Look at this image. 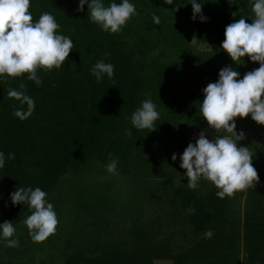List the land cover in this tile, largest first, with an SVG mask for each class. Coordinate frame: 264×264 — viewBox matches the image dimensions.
I'll return each instance as SVG.
<instances>
[{"label":"trees","instance_id":"obj_1","mask_svg":"<svg viewBox=\"0 0 264 264\" xmlns=\"http://www.w3.org/2000/svg\"><path fill=\"white\" fill-rule=\"evenodd\" d=\"M113 2L122 0H102L105 6ZM129 2L135 5V14L119 32L111 33L88 19L87 4L83 12L78 11L79 0H30L33 21L44 12L52 14L59 25L56 34L69 37L74 47L60 68L37 70L40 86L27 75L0 77V152L5 156L0 168V225L12 222L15 234L20 233L19 246L9 248L0 231V264L34 263L29 254L32 239L24 224L31 211L26 203H12L14 191L39 187L58 212L68 214L69 209L68 215L77 223L101 233L127 211L122 195L112 191L109 180H103L107 175L130 179L140 199L145 195L157 204L150 220L157 229L156 237L163 235L161 244L176 239L185 228L191 229V242L211 229L223 232V242L215 246L200 239L194 252L178 257L179 264H264V212L247 211L252 217L247 218L241 236L235 230V217L241 212L233 205V196L219 199L218 189L211 182L189 189L188 180L177 181L181 168L172 167L176 162L173 154L180 160L188 145L195 144L194 135L203 132L214 139L226 135L209 128L202 118L199 104L204 99L203 89L217 82L219 72L226 67L238 71V79H242L260 66L248 57L238 65L222 49L229 24L242 15L252 23L253 0H197L206 18L203 22L199 16L192 19L191 0H173L172 5L164 0ZM154 15L160 17V25L154 23ZM193 35L199 40L196 45L191 44ZM199 44L206 50L199 49ZM100 60L114 66L113 78L105 74L97 82L91 74ZM21 83L25 94L35 101L33 115L25 121L13 113L27 106L7 97L8 90H19ZM145 100H151L159 113L154 131L138 130L131 124L133 112ZM235 123L237 134H245L238 147H248L252 156L262 157L264 133L251 143L252 118L242 125L237 118ZM129 129L130 138L126 135ZM9 153L15 158L8 159ZM110 153L118 161L115 174L106 170ZM252 164L258 173L253 183H258L259 163L253 157ZM238 192L244 194V190ZM256 194L264 197V187H252L246 205L257 202ZM263 202L264 198L261 207ZM190 208L194 211L189 212ZM163 213L180 232L159 229ZM181 214L183 221L178 224L176 217ZM141 220L132 219V225H139ZM61 238L55 233V238L52 235L42 242L50 246L48 260L58 256L53 254L57 250L66 256L68 248H63ZM229 238L231 246L226 244ZM137 246L126 244L124 249H113L112 254L105 248L91 259L84 253L75 264H152V257ZM88 248L94 249L92 245L85 250Z\"/></svg>","mask_w":264,"mask_h":264},{"label":"clouds","instance_id":"obj_2","mask_svg":"<svg viewBox=\"0 0 264 264\" xmlns=\"http://www.w3.org/2000/svg\"><path fill=\"white\" fill-rule=\"evenodd\" d=\"M172 5L173 0H164ZM234 3V0H229ZM88 5V19L98 25L103 31L117 33L135 14V5L129 0L121 3H111L105 6L102 0H79L78 11L83 12ZM193 17L201 21L202 5L197 0H191ZM30 0H0V77L18 78L27 75L37 86L42 84L37 76V70L49 72L58 69L68 59L74 44L64 35H57L58 23L52 14L44 12L38 21H33L30 12ZM178 10V9H176ZM252 23L241 16L240 19L229 24L225 29V39L222 49L236 63L241 64L245 57L253 63H259V68L247 72L242 79H238L239 72L226 67L219 72V80L209 83L203 89L204 99L199 104V112L207 121L209 128L226 135L215 137L209 141L205 133L201 132L195 144L190 143L180 157V167L186 170L187 187L196 189L201 178L210 181L217 189V197L224 199L232 197L238 191L246 190L258 180V173L252 164V154L248 147H238V142L245 139V134L236 132L237 118L252 120L264 125V0H253ZM235 17L237 13H232ZM156 25L161 24L159 16L154 15ZM199 40L195 35L191 44L196 45ZM107 55V54H106ZM97 82L106 74L113 78L114 66L97 61L91 70ZM25 85L21 83L19 90L9 89L7 97L15 99L27 109H16L13 115L21 121L29 119L35 109V101L24 92ZM159 118L156 105L151 100L142 102L141 107L133 112L131 124L138 130L154 128V122ZM130 138L131 130H126ZM14 153H9L8 159H14ZM177 156L173 154L172 160ZM110 162L106 165L109 173L115 174L118 161L109 154ZM5 164L4 153L0 152V168ZM46 192L41 188L35 189L19 187L11 194L14 205L27 204L31 214L24 220L29 235L34 243H42L54 235L59 221L52 203L46 201ZM189 212L194 211L188 209ZM5 246L15 248L19 241L11 239L16 229L12 222L0 225Z\"/></svg>","mask_w":264,"mask_h":264},{"label":"rangeland","instance_id":"obj_3","mask_svg":"<svg viewBox=\"0 0 264 264\" xmlns=\"http://www.w3.org/2000/svg\"><path fill=\"white\" fill-rule=\"evenodd\" d=\"M199 49L206 50L207 47L203 46L202 44H199ZM251 119V116L247 117L246 119ZM245 119L239 118L240 125L243 124ZM253 135L251 134V143L256 141L259 134L264 133V125H259L254 121L253 124ZM200 134L194 135L193 140L196 143V141L199 139ZM206 137L209 139V141L214 142V138H211L210 136L206 135ZM253 140V141H252ZM184 151V150H183ZM171 155V153H170ZM255 161H258L259 166V182L253 183L252 186L248 187L246 190H244V194L241 195V193L236 192L235 195L232 198L233 205L235 208L240 209V215L237 214L235 217V230L240 231L241 236L244 235V224L247 221V218L252 217L251 214H248L247 211L249 209H252L254 211V214H259L260 212H264V202L261 207V202L263 201V198L261 194H256L257 202L253 203L252 205L248 206L246 205L248 203V197H249V190L254 187H264V155L262 157H259L257 155L252 156ZM175 165L173 164L172 167L179 166L181 164V160H175ZM182 172L178 175V182H184L187 181L188 178L186 176L185 170L182 169ZM263 175V178L261 177ZM107 179L109 180L114 187V190L118 195L121 196V201L125 205V208L127 211L122 215V217H119L121 219L117 220L116 223H112L109 228L104 230L101 233H98L95 228L89 225H81L77 223L75 218H72V216L68 215L70 210L67 209L68 214H63L61 212L57 211V208L53 204L54 211L56 212L59 224L56 230V234L61 236L63 239L62 241L57 242L58 244L63 245V248H68V252L65 257H62L59 253V250L55 251L53 254L55 255L58 253V256H53L52 260H48L47 256L50 254V246L44 243H34L33 241L29 244V250H30V256L33 259V264H75L78 260L83 257V254L86 253V256L89 257V259L93 258L94 256H97L99 254H102L103 250L105 248L109 249L108 252L112 254V250L116 249L118 247H121V249L125 248L126 244H129L131 246L139 245L137 248H139V251L147 253L148 256L152 257V264H179L180 260L179 258L181 255L188 254L189 252L195 251V246L200 244V239L205 240L209 245H215L217 246L218 242H223V232L218 231L215 229H211L206 235L202 236L199 240L190 241L189 238H192V233L190 228H185V232L179 234V237L176 239H172L171 242H165L161 244V240L163 241V235L159 239L156 237V228H154L153 225H151L150 218L153 217V215L156 212V203L154 204L151 199L145 197V195L140 199L141 194H138L135 190V188L132 186V181L128 178H122L120 176H104L103 180ZM102 179V178H101ZM203 181V182H202ZM177 182V183H178ZM206 182L210 183V181H207L203 178L198 180V185L205 184ZM63 194H65L66 187H62ZM130 206V207H129ZM159 206V205H158ZM237 209V210H238ZM165 212V211H163ZM120 216V215H119ZM181 217V219H180ZM138 218L141 220L139 225H132V219ZM141 218V219H140ZM176 223L180 224L181 221H183V216L176 217ZM163 224V226L161 225ZM160 225L159 229H167L169 232L178 231L180 232L181 229H179V226L173 225L171 226L169 221L166 219V213H163V218L160 219ZM157 225V226H158ZM167 227V228H166ZM20 234V233H19ZM18 233L14 234L13 239H16L19 241L20 235ZM186 235V236H185ZM52 236V235H51ZM238 237V235H235ZM55 238V234L53 235ZM166 237V236H164ZM172 236L170 235V238ZM188 237V239L186 238ZM67 240V241H66ZM55 241V240H54ZM128 241V242H127ZM157 244V242H159ZM100 242H105L101 247L99 246ZM123 242V243H121ZM232 239H228L227 245L231 246ZM157 244V245H156ZM93 246L94 249L92 251H89V248L85 250V248L88 246ZM150 245V246H149ZM124 246V248H123ZM156 246V247H155ZM109 247V248H108ZM85 250V251H84ZM159 250L160 252H157ZM156 251V253H154ZM52 253V250H51ZM61 256V258H60ZM179 257V258H178ZM45 260V263L43 262Z\"/></svg>","mask_w":264,"mask_h":264}]
</instances>
